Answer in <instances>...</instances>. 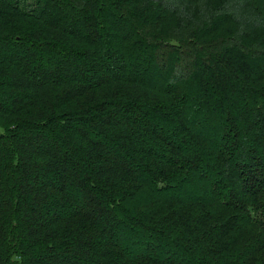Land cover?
<instances>
[{
	"label": "trees",
	"instance_id": "1",
	"mask_svg": "<svg viewBox=\"0 0 264 264\" xmlns=\"http://www.w3.org/2000/svg\"><path fill=\"white\" fill-rule=\"evenodd\" d=\"M263 16L264 0H0V264H264ZM74 59L104 76L61 80Z\"/></svg>",
	"mask_w": 264,
	"mask_h": 264
},
{
	"label": "rangeland",
	"instance_id": "2",
	"mask_svg": "<svg viewBox=\"0 0 264 264\" xmlns=\"http://www.w3.org/2000/svg\"><path fill=\"white\" fill-rule=\"evenodd\" d=\"M58 16V15H57ZM59 17H61V16H59ZM62 18V17H61ZM263 22H264V16H263ZM78 24V23H77ZM124 32H122V33H125V32H128V31H126V30H123ZM2 51H5L4 49H2L1 51H0V54L2 53ZM41 52V57H42V59H37L36 61H35V63L39 66V68H41L44 64H46L47 62H50L51 60H52V57L54 58V55L52 54V52L50 51V50H44V51H40ZM51 52V53H50ZM244 53V52H243ZM10 54V53H9ZM25 52L23 51L22 53H20V52H17V53H15V55H17L18 57H25ZM27 55H28V52H27ZM28 57V56H27ZM153 57V55L151 56V58H149V59H147V60H145L144 58V56L142 57L143 58V60H144V63H146V65H143L144 66V68L145 69H149V68H151V69H149V71H154V70H156L157 69V65L160 63L159 61H160V58L158 57V55H156V56H154V58H152ZM26 61V59L24 60V62ZM248 61H249V63L251 64V66H259V67H261V68H264V62L263 63H259V62H257L258 60H256V58H254V57H250V59H248ZM55 67L56 68H58V69H60V70H58V76H59V78H61V80H66V79H68L69 78V76L70 75H72V74H75L76 75V77L77 78H79V79H82L83 81H85V82H88V83H91V82H94L95 81V79H98V78H101V77H103L104 76V71L105 70H103V68H100L99 69V71H93V72H85V66H84V64L82 63V61L81 60H73L72 61V66H70V64L68 65V66H65V67H63V66H60V64L57 62V61H55ZM172 64H174V62H172ZM70 66V67H69ZM197 66H198V64H197ZM199 67V66H198ZM132 69L133 70H135V67L134 66H132ZM132 70V71H133ZM191 77H192V74L190 75ZM152 79V78H151ZM151 79H148L147 78V82L146 83H151V82H154L153 80H151ZM193 85V84H192ZM193 89V90H192ZM191 92H192V94L194 93V91H195V89H194V85H193V87L191 88V90H190ZM200 92H201V97L203 98V100H205L206 98H209V96L211 97V101L212 102H214L215 103V106H216V101H218V97H219V93L220 92H214L213 91V89L211 88H209V89H207V88H205V89H202V90H200ZM221 98V97H220ZM197 102V100H195V103ZM200 102V101H199ZM5 107L7 106V105H4ZM232 109V108H231ZM215 117H216V119L218 120V119H220L219 117V115H218V113L217 114H215ZM217 125H218V128L219 127H221V122L220 121H218V123H217ZM42 144V143H41ZM40 144V142H38V145L40 146L41 145ZM251 144H250V142L247 140V142L246 141H244L243 142V144H240V146L241 147H249ZM42 146V145H41ZM240 146H238V147H240ZM35 147L37 148V146L35 145ZM243 169L244 168H242L241 170L243 171ZM245 170V169H244ZM33 183V182H32ZM33 184H35V183H33ZM189 195V194H188ZM193 195H195V194H190V196L189 197H191V196H193ZM41 212L43 211V210H40ZM124 235L123 234H121V233H119V238H118V242H117V244L120 242V244H123L122 242H124V240H125V238L123 237ZM134 252H132L131 254L129 253V255H134V256H137V255H140L141 254V252L143 253V244H142V242L141 241H139V242H137V244H136V246L134 247ZM134 253V254H133Z\"/></svg>",
	"mask_w": 264,
	"mask_h": 264
}]
</instances>
